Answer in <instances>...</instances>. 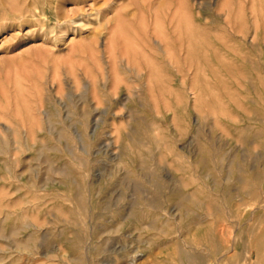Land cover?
Instances as JSON below:
<instances>
[{"label": "rangeland", "instance_id": "1", "mask_svg": "<svg viewBox=\"0 0 264 264\" xmlns=\"http://www.w3.org/2000/svg\"><path fill=\"white\" fill-rule=\"evenodd\" d=\"M0 7V264H264V0Z\"/></svg>", "mask_w": 264, "mask_h": 264}, {"label": "bare ground", "instance_id": "2", "mask_svg": "<svg viewBox=\"0 0 264 264\" xmlns=\"http://www.w3.org/2000/svg\"><path fill=\"white\" fill-rule=\"evenodd\" d=\"M32 4L34 5V4H36L34 1L32 2ZM31 4V6H33ZM9 5V4H8ZM11 6H12V4H11ZM29 4L28 5H26V6H21V7H18V8H16V10L17 11H21V16L22 17H24V16H31V15H36L33 11H32V13H31V11H30V9H28V11H30L29 13H25L24 11H27V8H29ZM37 5H35V7H36ZM1 8V7H0ZM14 9V8H13ZM2 12V11H1ZM10 12V8L9 7H5L4 8V10H3V14H6V13H9ZM3 14H2V16H3ZM57 19V18H56ZM58 19L62 22V24L64 25V23L65 22H67V20H69V19H67L66 18V16L65 15H62V14H60L59 16H58ZM73 19V18H72ZM75 21V20H74ZM77 22V21H76ZM66 25V24H65ZM65 28V27H64Z\"/></svg>", "mask_w": 264, "mask_h": 264}]
</instances>
